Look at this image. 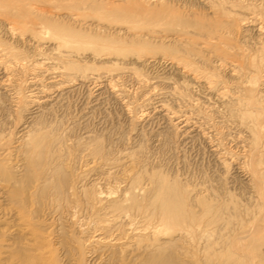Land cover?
<instances>
[{
  "label": "bare ground",
  "instance_id": "obj_1",
  "mask_svg": "<svg viewBox=\"0 0 264 264\" xmlns=\"http://www.w3.org/2000/svg\"><path fill=\"white\" fill-rule=\"evenodd\" d=\"M189 1L185 5L181 1L183 5H180L177 0H140L118 8L111 4H126L127 1L78 0L74 1V5L70 4L72 6L67 4L66 12L50 16L46 12H36L31 5L1 6L0 9L8 16L5 22L0 21L5 34L22 41V37L29 32L31 39H36V44L32 43V46L46 43L47 48L46 53L37 50V57L33 56L35 65L33 63L31 67V60L28 62V59L32 56L27 55V48L23 52L17 46L16 49L0 41V66L8 70L9 75L14 68L24 75L30 67L32 70L42 67L44 70L41 71L47 75L50 73L48 80L59 79V84L67 85L77 78L87 80L89 70L97 72L105 68L103 75L110 74V78L117 71H128L140 86L150 82L162 85L163 88L152 86L148 95L159 99L155 100L159 113L162 112L174 128L179 127L180 120H173L181 119L187 113L182 111V107L193 108L192 112L196 109L194 113L199 114H191L193 119L197 116V120L200 118L198 115L202 116L201 123L210 122V112L207 115L202 111L209 107L213 115L219 116L215 121L212 118L213 122L217 123L220 118L221 126L233 124L247 135H244L246 141L241 138L244 144L239 139L240 145L247 148L244 150L246 154H241L246 158L241 159L244 160L241 166L238 165L239 176H244L243 180V177L240 179L243 182L239 180L241 189L235 190L228 185L231 181H227L228 176L224 175L228 166L226 156L231 155L227 151L223 158L225 162L217 155L221 160L219 169L225 171L224 174L221 171L223 175L217 173L193 179L188 175V168L187 176L182 179L181 174H178L180 178L175 174L169 176L163 171L147 169L149 165L139 158V144L137 150L125 151L116 158L113 156L114 159L110 154V159L107 156L109 147L106 144L104 148L107 149H104L97 137L86 136V140L74 138L73 142V137H65L67 131L62 134L57 130L59 127L55 128L57 125L54 127L46 120L47 115L55 111L51 108L52 103L43 107L39 100H32L34 105L37 104L36 110L29 112V122L22 121L15 141H11L12 133L6 135L0 131V264H86L88 261L91 264H264V0H259L256 5L238 0ZM142 2L149 5L146 11ZM235 7L238 12V8L249 11L245 12L246 17H241L253 24L248 31L255 32L252 35L243 34L247 31L246 27L240 34L242 39L239 38V43L230 39L233 36V31L229 30L232 26L230 17L238 13ZM217 12L229 20L223 18L224 22L219 21L221 18L216 17ZM137 18L147 19L149 25L144 29L133 28L131 24ZM37 22L43 29L41 33L32 29ZM41 40L48 42L41 43ZM26 41L30 43L28 38ZM126 60L134 61L132 66L126 64L124 67ZM134 63L142 69L151 66L156 70L160 64H165L167 70L178 75L180 82L173 76L160 77L157 71L155 75L159 76L152 74L155 77H146ZM99 72L93 73L102 80ZM91 78L94 80L96 77ZM116 83L108 81L110 92L117 91L119 86ZM15 84L12 89L15 88L14 102L17 106H14L24 113L32 103L29 100L31 94H24V80ZM42 88L40 92L47 91ZM195 89L200 91L197 96H194ZM69 90L65 89L70 93ZM153 97L150 99L148 96V100H153ZM148 100L144 101V105H148L149 109ZM175 105L178 109L174 108ZM128 106V110L133 111V106L132 109ZM191 117L185 116L183 124L191 126ZM197 124L200 125L199 122ZM214 129L213 134L217 131ZM238 130L236 133L239 135ZM67 138L72 142L68 143ZM90 138L100 143L94 140L92 144ZM220 142L224 143L223 140ZM215 145V148L218 147L217 142ZM105 150H108L107 154ZM82 157L90 158L91 166L87 165L79 171L75 166ZM160 160H157L158 163ZM93 172L100 177L104 175V183L100 181L106 187L101 186L97 178L87 183L88 176ZM71 227H78V233H87V236L85 234L86 237L80 239L74 234L73 238ZM91 230L93 235H90ZM59 246L60 259L56 254Z\"/></svg>",
  "mask_w": 264,
  "mask_h": 264
},
{
  "label": "rangeland",
  "instance_id": "obj_2",
  "mask_svg": "<svg viewBox=\"0 0 264 264\" xmlns=\"http://www.w3.org/2000/svg\"><path fill=\"white\" fill-rule=\"evenodd\" d=\"M52 1H53V3H52ZM61 1V3L59 4V2ZM0 0V7L1 6H4V5H8V6H14V5H19V4H24V7H28L29 5H31L35 10H36V12H39V13H45L46 15H48L49 14V16L50 15H58V13L59 14H61V13H64V12H66L67 11V8L66 7H68L70 4H72V5H74L75 4V2L74 1H78V0H68V1H66V0H64V1H62V0ZM127 1V5L125 4V2H116V5L115 4H111V5H113V6H115V7H118V8H124L125 6H130V5H133V4H136L138 1H140V0H126ZM180 2V3H177V4H180V5H185V4H188L190 1L189 0H181L182 1V3H181V1L180 0H177V2ZM186 3H185V2ZM243 1V2H242ZM256 0H238V2H242V3H249V4H252V5H256V3H259L260 1L259 0H257L256 2H255ZM64 2H66V3H64ZM70 2V3H69ZM254 4H253V3ZM64 3V4H63ZM120 3V4H119ZM155 3V2H154ZM154 3H152V4H154ZM45 4V5H44ZM52 4V5H51ZM67 4H69V5H67ZM28 5V6H27ZM72 5H70V6H72ZM142 5H143V7H144V11H146L148 8H147V6H149L148 4H146V2L144 3V2H142ZM66 6V7H65ZM108 6H110V4L108 5ZM59 9H58V8ZM65 7V8H64ZM63 8V9H62ZM47 9V10H46ZM235 9L237 10V8L235 7ZM239 9V12H238V10L237 11H235V12H238V13H235V12H233V13H235L232 17H230V21L231 22H229V23H231L232 24V26H229V27H231L229 30H231V32L233 33V36H232V38H230V39H232L231 41H233V42H236V43H239L240 41V39H242V37H241V35L240 34H242L241 32L244 30V29H246V27H247V31H244L243 32V34L245 33L246 35H248L249 33H251V32H249V31H251V28H253L252 26H253V24L251 23V22H248V21H243L242 20V17H246V14H245V12H247L248 10H246V11H243L244 10V8H238ZM242 9V10H241ZM197 10V9H196ZM242 12H241V11ZM42 11V12H41ZM199 11H201V10H199ZM203 12H205L206 13V11H204L203 10ZM249 12V11H248ZM243 13V14H242ZM220 14V15H219ZM240 14V15H239ZM6 15L7 14H5V12L3 11V10H1L0 9V21H3V22H5L6 21V19L8 20V16L6 17ZM212 15V14H211ZM223 14H221V12H217L216 13V17H218V18H221V19H218L219 21L221 20L222 21V19L223 18H226L225 16H222ZM214 18H215V16L214 15H212ZM242 16V17H241ZM248 16V15H247ZM232 18V19H231ZM217 20V19H216ZM225 20V19H224ZM224 20L222 21V22H224ZM226 20H229L228 18H226ZM247 20H249V18L247 19ZM234 22V23H233ZM237 22V23H236ZM241 23H242V25H241ZM250 25H249V24ZM147 25H149V21L147 20V19H142V18H137L136 20H134V22L131 24V26L133 27V28H135V29H144ZM247 25V26H246ZM249 25V26H248ZM251 26V27H250ZM2 26H0V31H2V32H4V33H2V32H0V41H4V42H7L11 47H14V48H16L15 46H17V48H18V50H20V51H23L24 52V50L26 51L27 49L30 51V49L32 48V50L30 51V53H28L29 51L27 50V55L28 56H32L30 59H28V62H29V65L31 66V65H33V56H35V57H37L36 56V54L38 53V51H43V52H45L46 53V46H47V44L45 43L44 45H42V46H44V47H42V46H40V45H38L39 47H34V45L36 44L35 43V40L36 39H31V37H30V33L28 34L27 33V35L23 38L22 37V41H20L21 39H16V37H12V36H9L8 34H5V31H4V29L3 28H1ZM249 27V28H248ZM228 28V27H227ZM33 30H35L36 32H38V33H41V32H43V29L41 28V26H40V24H38V22L35 24V26H34V28H32ZM37 29V30H36ZM232 29H234V30H232ZM235 29L237 30V31H235ZM249 30V31H248ZM3 35H2V34ZM252 33H254L255 34V32L254 31H252ZM252 33H251V35H252ZM253 34V35H254ZM230 36V37H231ZM12 37V38H11ZM234 37V38H233ZM238 39H236V38ZM27 38H28V40L30 41V43L28 42V44H27ZM30 38V39H29ZM240 38V39H239ZM47 40V39H46ZM235 40V41H234ZM32 41H34V42H32ZM39 41V40H38ZM37 42V41H36ZM44 42H48V41H43V40H41V43H44ZM21 43V44H20ZM23 43V44H22ZM32 43L34 44L33 46H32ZM25 44V45H24ZM22 45V46H21ZM31 45V46H30ZM26 46V47H25ZM31 48H30V47ZM34 47V48H33ZM44 48V49H42V48ZM16 48V49H17ZM22 48H23V50H22ZM24 48H27V49H24ZM30 48V49H29ZM39 48V49H38ZM42 49V50H41ZM38 50V51H37ZM33 52V53H32ZM29 54H32V55H29ZM124 62H126L123 66L125 67L126 66V64H128L127 66L129 67V66H132L131 64V62H134V61H129V60H126V61H124ZM128 62V63H127ZM30 63H32V64H30ZM130 64V65H129ZM135 64V63H134ZM34 65H35V63H34ZM135 65H138V63L137 64H135ZM161 65V64H160ZM159 65V68H158V70H156L157 68H153V67H151V66H146V67H144V69H142V67H140V65H138L137 67L139 68V69H141L142 71H143V73H144V75H146V77H149V78H151V77H153L157 72V74H159L160 75V77H172L173 76V79H175L177 82H180V79H179V77H178V75L176 74V73H172V71H170V70H167L166 69V65L165 64H162L161 66ZM15 67V66H14ZM32 67V66H31ZM30 67V69L28 70V72H26L24 75H23V73H20V72H17L18 70H15V68H14V71L12 72V73H10V75H9V73H7L8 72V70H4V68H3V66L1 67L0 66V131L1 132H3L4 134H9V133H12L11 134V136H12V139H11V141L13 140V141H15V139H16V136H18V133H17V131H19L21 128H22V123L24 122H29L30 120H29V116H30V114L31 113H34V110H36V105H34L35 103L32 101V100H39V102L40 103H42L41 105L44 107H46V105H48V104H50V103H52V106H51V108L52 109H55V111L54 110H52L54 113L53 114H51L50 112V114L49 115H47V117H46V120L49 122L50 121V123H51V125L52 126H56L57 125V127H55V128H61V129H64V130H61V129H57L58 131H62L61 133L62 134H66V133H64V131L66 132L67 131V134H66V136L65 137H70V138H72L73 140V142L76 140V139H81L82 140V138H84V140H86V136L87 137H91V138H96L97 137V139H100L101 141V145L103 146V148H104V146H106V144H107V147H109V151L110 152H108V150H105V152L107 151L108 152V154H107V152H106V154H107V156H108V158H112L113 156L116 158V157H118L117 155H119L120 153H123V152H125V151H130L131 149L132 150H137L138 149V147H136V146H139L140 145V150H138V151H140V153H139V158H140V160L142 161V159H143V163H145L146 165H149V166H147V169L148 170H150V168H151V170L153 169V170H158V171H163L164 173H166L167 175H169V176H173V174H175V176H177V177H179L180 176V174H181V179H182V177L184 178L185 176H187V174H188V172L190 173V174H188V175H191L192 177H193V179H203V178H205V177H207V176H209V177H211V176H213V175H216L217 173L218 174H221V175H223L224 173H225V171L223 170V169H219V167H221V165H220V163H219V161L221 162V160H222V162H225L226 161V159H227V161L225 162L226 163V165L228 164V166H227V170H226V173L224 174V175H227L226 177H227V181L228 180H230L231 182L230 183H228V185H230L233 189L235 188V190H240L241 188L240 187H242L241 185H240V183L241 182H243V181H241V180H243L244 179V176H239V174H241V173H239V170H238V165L239 166H241V164H242V162L244 161V160H241V159H245L246 157V155H244V156H242L243 154H246L245 153V149H247L246 147L244 148V145H242V144H244L245 143V136L244 135H246V133L244 132V134H243V132L242 131H239L238 130V128L236 129V127H235V125L233 126V124H231L229 127L228 126H226L227 124H224V126L222 125H220L221 123L219 122L220 121V118H219V121H217V123L216 122H213V121H215L216 119L218 120V117L219 116H216L215 114L213 115V113L209 110V107H206L204 104H203V102H201L202 104V106H205L206 108H208L207 109V111L205 110V109H203L202 111L203 112H205L207 115H208V112H210L209 113V120L208 121H210V122H212V123H210V122H205V121H203L202 123L200 122V120H201V118H202V116H200V115H198L199 117V119L197 120V116L196 117H194V119H193V115L191 114V112L192 111H190V110H193V108H189V107H182V108H184V109H182V111L184 112H186L187 111V113H185V116H188L189 118L191 117V119L190 120H192V122L190 121V125L191 126H189V125H186V124H183V118L185 117V116H183V117H180L181 119H175V120H173V122H177L178 120H180V122L178 123V128H174L172 125H170L169 123H168V121L166 120V118H164L163 117V115H162V112H160L159 113V109L157 108V103L158 102H156V101H158L157 100V97H153V96H150V95H148V93H150V92H148L149 90H151V88H152V86H156V87H158V88H163L162 87V85H155V82H150V84L148 83L147 85H144V84H142V86H140V83H136V82H138V81H136V80H134V77H133V75H131V73L129 74V72L127 71V73H126V71L125 72H123L122 70L121 71H117V72H115L116 74H115V76H114V72H113V75L112 76H114V77H109L110 76V74H109V76H107L108 74H105V75H103V72L104 71H106V69L105 68H103V69H98L97 70V72H99V73H101L100 75H101V77H103L102 78V80H99V77H98V75H95L93 72H95V73H97L96 72V70H94L93 72L91 71V70H89L90 71V73L88 72V75H90V79L88 78L87 80L86 79H82V78H80L81 80H79V78H77V79H75V82L73 81V82H71L70 84H66V83H58V82H60L61 80H59V79H56L55 81H53V82H51L50 80H48L49 78H48V76L50 75V73H49V75H47V74H45V72L43 71L44 69L42 68V67H40V69L39 68H35V69H33L32 70V68ZM44 67V66H43ZM136 67V66H135ZM162 67H163V69H162ZM165 67V68H164ZM17 68V67H16ZM147 68H148V70H147ZM41 69H43L42 71L44 72H42L41 71ZM146 69V70H145ZM151 69V70H150ZM165 69V70H164ZM2 70H4L3 71V73H2ZM32 70V71H31ZM36 72H35V71ZM104 70V71H103ZM7 71V72H6ZM40 71V72H39ZM88 71V70H87ZM102 71V72H101ZM157 71V72H156ZM162 71H164V72H168V73H164V72H162ZM92 72V73H91ZM118 72H121L120 74H118ZM151 72H153V73H151ZM162 72V73H161ZM6 75H5V74ZM38 73V74H37ZM40 73V74H39ZM124 73H126L125 75H124ZM171 75H170V74ZM8 74V75H7ZM16 74V75H15ZM31 74V75H30ZM32 74H35L34 76L32 75ZM118 74V75H117ZM152 74H154V75H152ZM174 74V75H173ZM225 74L227 75L228 74V72H225ZM3 75H5V76H7V77H5V76H3ZM39 75V76H38ZM44 76L45 75V77H42V76ZM103 75V76H102ZM117 75V76H116ZM149 75V76H148ZM159 75H155L156 77L157 76H159ZM93 76H95L96 78L94 79V80H96V81H94V80H91L92 78L91 77H93ZM128 76V77H127ZM131 76V77H130ZM154 76V77H155ZM174 76H175V78H174ZM34 77V78H33ZM100 77V78H101ZM111 79V80H109V78ZM116 77H118V78H116ZM7 78V79H6ZM10 78V79H9ZM31 78V79H30ZM37 78H39L40 79V81L42 82V83H44L45 85L43 86L42 84H41V82L39 81L38 82V80L39 79H36ZM45 78V79H44ZM105 78H107V79H105ZM113 78H115V80L113 79ZM13 79V80H12ZM106 81H105V80ZM22 80H24V83L26 84H24V94H31V95H29L30 97H29V100L30 101H32V105L29 103V105H28V108H26L27 110H25L24 111V113L22 112V111H20L19 109H21V108H16V106H17V104H16V102H14V97H15V92H14V89H12V87H13V85H14V87H16V85L17 84H15V83H18V82H21ZM32 80H33V82H32ZM43 80V81H42ZM77 80V81H76ZM79 80V81H78ZM83 80H86L85 82H83ZM88 80H90V81H88ZM174 80V81H175ZM34 81H35V83H34ZM50 81V82H49ZM94 81V82H93ZM108 81H113V83L115 84L116 82V85L117 86H119L116 90L117 91H111L110 92V87L108 86L109 84H107L108 83ZM46 82V83H45ZM48 82L50 83V84H48ZM93 82V83H92ZM8 83V84H7ZM30 83H33V84H31L30 85ZM39 83V84H38ZM55 83H57V84H55ZM76 83V84H75ZM82 83V84H81ZM84 83V84H83ZM35 84V85H34ZM56 85V87H54V88H52V87H49L50 85ZM63 84V85H62ZM100 84V85H99ZM105 84H107V85H105ZM151 84H153V85H151ZM156 84H158V83H156ZM246 84V83H245ZM28 85V87H26ZM41 85V86H40ZM61 85H62V88H64V89H62L61 88ZM105 85V86H104ZM32 88H31V87ZM36 86V87H35ZM40 86V87H39ZM46 86V87H45ZM58 86V87H57ZM72 88V90H71V88ZM108 86V87H107ZM116 86V87H117ZM35 87V88H34ZM38 87V88H37ZM44 88L45 90H49L48 92L47 91H45V92H47V93H42V92H40V88ZM61 89H60V88ZM67 87H68V89H67ZM11 88V89H10ZM31 90H30V89ZM33 88H34V90H33ZM42 88V89H43ZM49 88V89H48ZM105 88H108V90L107 89H105ZM158 88H156V89H158ZM260 88H263V86H260ZM36 89V90H35ZM50 89L51 90H54V91H50ZM56 89H58V90H56ZM65 89L66 90H69V92L70 93H68V91H65ZM120 89V90H119ZM33 91V94H32V92L30 93V91ZM38 90H39V93H38ZM118 90H119V92L121 93V94H119V92H118ZM197 89H195V91H194V96H197V93H200V91H196ZM263 90V89H262ZM122 91V92H121ZM14 92V93H13ZM38 93V94H36V93ZM50 92V93H49ZM52 92V93H51ZM56 92V93H55ZM65 92V93H64ZM42 93V94H41ZM61 93H63V94H61ZM67 93V94H66ZM114 93H115V96H116V98H115V96H114ZM45 96H44V95ZM54 94H55V96H54ZM111 94H113V95H111ZM33 95V97H34V99H32L33 97H31ZM63 96L64 95V97H62V98H60L61 96ZM13 96V97H12ZM53 96V97H52ZM122 96V97H121ZM148 96H149V98L150 99H152L151 97H153L154 99L153 100H148L149 98H148ZM39 97V98H38ZM44 97H45V99H44ZM52 99V101L50 100V98ZM55 97V98H54ZM58 97V98H57ZM118 97V98H117ZM49 98V99H48ZM60 98V99H59ZM41 99H42V102H41ZM44 99V100H43ZM54 99V100H53ZM56 99L58 100V102L59 103H57L56 102ZM45 100H46V102H45ZM49 100H50V102H49ZM148 100V102L150 103L149 105V109H148V105L147 106H145L146 104H145V102ZM156 100V101H155ZM44 101V102H43ZM134 101V102H133ZM145 101V102H144ZM151 101V102H150ZM152 101H154V102H152ZM201 101V100H200ZM131 104H130V103ZM147 102V103H148ZM129 104V106L127 105V104ZM134 103H135V105H136V107H134L135 105H134ZM152 103V104H151ZM14 104L16 105V106H14ZM55 104V105H54ZM145 104V105H144ZM133 107H132V106ZM7 106V107H6ZM126 106V107H125ZM127 106L129 107V108H133V111L132 110H128V108H127ZM143 106V107H142ZM154 108H153V107ZM32 107V108H31ZM145 107V108H144ZM14 108V109H13ZM131 108V109H132ZM148 110H147V109ZM174 108H176V109H178V107L175 105L174 106ZM188 108V109H187ZM17 109V110H16ZM34 109V110H33ZM142 109H146L145 111L144 110H142ZM156 109V110H155ZM142 110V111H141ZM151 110V111H150ZM158 110V111H157ZM180 110V109H179ZM205 110V111H204ZM51 111V110H50ZM128 111V112H127ZM131 111V112H130ZM148 111V112H147ZM190 111V112H189ZM194 111L195 112H197L196 111V109H194ZM194 111L192 112L194 115H197V114H199V113H194ZM22 113V115H20V113ZM29 112H31V113H29ZM146 113V114H144L143 115V113ZM142 113V114H141ZM56 116H55V115ZM187 114V115H186ZM25 115V116H24ZM27 115V116H26ZM52 117H51V116ZM142 115V116H141ZM145 115H147V116H145ZM203 115V114H202ZM19 116V117H18ZM22 116H24V118H22ZM49 116V117H48ZM212 116V117H211ZM214 116H216V118L214 117ZM141 117V118H140ZM22 118V119H21ZM47 118H49V119H47ZM51 118H53V119H51ZM136 118V119H135ZM213 118V121L211 120ZM51 119V120H50ZM132 119H133V121H132ZM185 119V118H184ZM21 120V121H20ZM29 120V121H28ZM162 120V121H161ZM23 121V122H22ZM54 121V122H53ZM56 121V122H55ZM202 121V120H201ZM193 122H195V123H193ZM199 122V124L200 125H198L197 123ZM53 123H55V124H53ZM57 123V124H56ZM204 123V124H203ZM207 123V124H206ZM219 123V124H218ZM169 124V125H168ZM196 124L198 125L197 127H196ZM205 124H206V127H205ZM211 125V127H210V125ZM215 124V125H214ZM217 124V125H216ZM223 124V123H222ZM202 125V126H201ZM212 125H214V127L212 126ZM183 126V127H182ZM189 126V127H188ZM195 126V127H194ZM199 126H201V129H202V131H201V129H197ZM204 126V127H203ZM219 126V127H218ZM232 126L235 128V130H234V128H232ZM207 127H209V128H207ZM212 127H213V129H214V131L217 129V131H215V134H213L214 132H212ZM222 129H221V128ZM190 128V129H189ZM192 128H194V129H192ZM203 128H204V130H203ZM206 128H207V130H206ZM228 130H227V129ZM69 131H68V130ZM224 129V130H223ZM4 130V131H3ZM184 130V131H183ZM187 130V131H186ZM189 130H190V132H189ZM191 130H193L192 132H191ZM198 130V131H197ZM209 130H211V131H209ZM226 130V131H225ZM232 130H234L233 132H232ZM237 130H238V133H239V135L241 134V136H240V138H239V135L236 133L237 132ZM206 131V132H205ZM208 131V132H207ZM221 133H220V132ZM225 131V132H224ZM15 132V133H14ZM187 133L188 135H186L185 133ZM198 132L200 133V135L198 134ZM226 132H229V133H226ZM231 132V133H230ZM203 133H205L204 135H205V137H204V135H201V134H203ZM207 133V134H206ZM216 133H217V135H216ZM221 134V136L219 135V134ZM192 134V135H191ZM195 134V135H194ZM228 134H229V136H228ZM237 134V135H236ZM194 135V136H193ZM210 135V136H209ZM219 135V136H218ZM224 135H225V137H224ZM231 135V136H230ZM15 136V137H14ZM189 136V137H188ZM198 136V137H197ZM216 136V137H215ZM218 136V137H217ZM226 136H228L227 138H226ZM233 136H235V137H237V138H235V137H233ZM79 137V138H78ZM194 137V138H193ZM195 137H197L198 139H200V140H198L197 138H195ZM205 138L204 140H203V138ZM212 137H213V140H212ZM230 137V138H229ZM232 137H233V139H235V140H233L232 139ZM246 137H247V135H246ZM74 138H75V140H74ZM90 138V141H93V142H91L92 144L94 143V140L96 141V142H99V141H97L96 139H91ZM191 138V139H190ZM208 138V139H207ZM211 138V140H209ZM225 138H226V140H225ZM244 138V142H242V139ZM123 139V140H122ZM215 139V140H214ZM219 140V141H217V140ZM228 139H230V140H228ZM236 139H237V141H236ZM239 139H240V141H241V145H240V141H239ZM69 140V141H68ZM125 140V141H124ZM224 141V143L222 144L220 141ZM231 140H233V141H231ZM12 141V142H13ZM67 141H68V143H70V142H72V141H70V139L69 138H67ZM120 141V142H119ZM206 141V142H205ZM208 141H210L209 143H208ZM217 142V145H218V147H214V146H216L215 144H216V142ZM235 141V142H234ZM99 142V143H100ZM103 142H104V144H103ZM213 142V143H212ZM228 142V143H227ZM234 142V143H233ZM239 142V143H238ZM87 143H90L89 142V140H87ZM141 143V144H140ZM210 145H208V144ZM211 143H212V145H211ZM112 145V147H111V145ZM139 144V145H138ZM223 145L225 148H223V146H221L220 147V145ZM227 144V145H226ZM235 144H237V145H240V146H238V147H236V145ZM133 146H135V147H133ZM144 148V149H142V147ZM212 146V147H211ZM132 147V148H131ZM222 148V149H220V148ZM110 148H111V150H113L114 151V153H113V151L111 152V150H110ZM126 148V149H125ZM137 148V149H136ZM146 148V149H145ZM213 148V149H212ZM214 148L215 149H217V150H214ZM104 149H107L106 147L104 148ZM123 149H124V151H123ZM141 149H142V151H141ZM219 149V150H218ZM225 149V150H224ZM228 149V150H227ZM231 149V150H230ZM146 152H145V151ZM211 150V151H210ZM213 150V151H212ZM232 150H234V151H232ZM118 152V153H116V152ZM122 151V152H121ZM144 151V152H143ZM150 153H149V152ZM219 151V152H218ZM222 153H221V152ZM225 151H227V152H229L231 155L229 156H226V159H223L225 156V153H227V152H225ZM231 151V152H230ZM116 153V154H115ZM148 153V154H147ZM152 153V154H151ZM212 153H214V154H216V155H214V154H212ZM237 156V154L239 153L240 155L239 156H234V154ZM112 155V157H109V156H111ZM147 154V155H146ZM150 154V155H149ZM154 154V155H153ZM217 155L221 158V160H219L220 158L219 157H217ZM223 155V156H222ZM227 155V154H226ZM144 156V158H142ZM151 156V157H150ZM156 156H158L159 158H161V162L159 161V163H160V165H159V163H158V161L157 160H159V158L157 159L156 158ZM162 156V157H161ZM232 156H233V159H232ZM114 157L112 158V159H114ZM147 157H149V158H147ZM154 157V158H153ZM197 157V158H196ZM230 158V159H228V158ZM235 157V158H234ZM83 158L85 159L86 158V160L84 161L83 160ZM215 158H217V161H215L216 159ZM219 158V159H218ZM89 159V160H88ZM148 159H150L149 161H150V163H149V161H148ZM156 161H155V160ZM163 159V160H162ZM232 159V160H231ZM235 159V161H233ZM240 160V162H239V160ZM91 159L90 158H87V157H82V159L80 158V161H78L76 164V168H77V166H78V170L79 171H82L84 168H86L87 167V165L88 166H91V161H90ZM167 160V161H166ZM214 160V161H213ZM224 160V161H223ZM237 160V161H236ZM82 161H83V164H82ZM140 161V162H141ZM155 161V162H154ZM164 163H163V162ZM229 161V162H228ZM79 162H81V163H79ZM85 162V163H84ZM141 162V163H142ZM151 162H153L152 164H151ZM157 162V163H156ZM218 162V163H217ZM228 162V163H227ZM233 162V163H232ZM235 162V163H234ZM238 162V163H237ZM88 163V164H87ZM155 163V164H154ZM164 166H163V165ZM169 164V165H168ZM171 164V165H170ZM232 164V165H231ZM80 165V166H79ZM85 165V166H84ZM93 165V164H92ZM145 165V166H146ZM153 165V166H152ZM166 166V167H165ZM234 167V168H230V167ZM149 167V168H148ZM163 167V170L161 169ZM167 167H169V169L167 168ZM237 167V168H236ZM83 168V169H82ZM167 168V169H166ZM171 168H172V170H171ZM188 168H189V170H188ZM216 168V169H215ZM188 170V172H186L187 170ZM229 169V170H228ZM231 169V170H230ZM224 172H223V171ZM235 171V173H234V171ZM166 171V172H165ZM170 171V172H169ZM197 171H198V173H197ZM219 171V172H218ZM221 171H222V173H221ZM227 171H229V172H231V173H229V172H227ZM175 172V173H174ZM186 173V175H185V173ZM195 172V173H194ZM205 172H207L206 174H205ZM210 172V173H209ZM177 173V174H176ZM202 173V175H200ZM234 173V174H233ZM238 173V174H237ZM94 174V172L90 175V176H88V177H90V178H88V180H87V183H89L90 184V182H91V180H93L94 178L96 179L97 178V180H99L98 181V183L100 182L101 183V181L100 180H102V183H104V181L105 180H103V177H104V175H103V177L101 176L100 177V175H93ZM171 174V175H170ZM178 174H179V176H178ZM182 174L184 175V176H182ZM196 174H198V175H196ZM211 174V175H210ZM235 174H237V175H235ZM95 176V177H94ZM96 176H98V177H96ZM238 176V178H236L235 179V177H237ZM243 177V178H242ZM180 178V177H179ZM233 178H234V180H233ZM242 178V179H241ZM90 179V180H89ZM233 180V182H232V180ZM241 179V180H240ZM241 182H240V181ZM110 181V180H109ZM112 181V180H111ZM235 181V182H234ZM97 182V181H96ZM238 182V183H237ZM99 183V184H100ZM102 183L100 184L101 186H103V187H106V185L104 186V185H102ZM232 183V184H231ZM235 183V184H234ZM238 187V188H237ZM105 189V188H104ZM56 223V222H55ZM56 225V224H55ZM54 225V226H55ZM78 228V227H77ZM77 228H73V227H71V229H69V230H71V231H73L72 233V236H73V238H74V234H75V236L76 237H78V238H80V239H84L86 236H87V233H81V234H79L78 233V229ZM77 229V230H76ZM50 231H52V227L51 228H49V232ZM92 232H93V230H91L90 231V235H93L92 234ZM85 234H86V236H85ZM95 234V233H94ZM75 241V240H74ZM58 251L56 252V254L58 255H56L57 256V258L58 259H60L61 257L59 256L61 253H60V250H61V247L59 246L58 247ZM60 257V258H59ZM61 261H59V263H60ZM86 264H91V262H86Z\"/></svg>",
  "mask_w": 264,
  "mask_h": 264
}]
</instances>
